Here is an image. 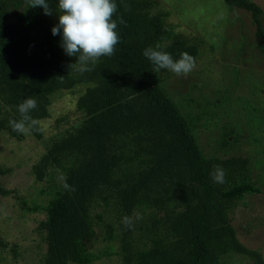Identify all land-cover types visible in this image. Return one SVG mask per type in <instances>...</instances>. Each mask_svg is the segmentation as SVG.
Wrapping results in <instances>:
<instances>
[{
  "label": "trees",
  "instance_id": "obj_1",
  "mask_svg": "<svg viewBox=\"0 0 264 264\" xmlns=\"http://www.w3.org/2000/svg\"><path fill=\"white\" fill-rule=\"evenodd\" d=\"M47 2L52 15L30 8L27 0H0V135H23L11 129L9 120L20 119L18 105L29 97L37 100L30 115L39 121V130L30 133L39 140L44 136L42 121L53 117L51 106L60 93L77 96L76 110L82 116L52 138L31 166L33 184L41 189L31 193L30 201L22 198V203L26 211L46 217L34 230L45 245L38 247V264L100 260L102 255L87 244L98 228L104 230L105 240L120 248L114 252L111 244L104 254L119 255L121 264H264L263 254L243 243L233 223L245 196L264 194L252 175V160L208 157L197 138L200 125L214 127L223 131L222 146L229 145L236 130L219 126L218 121L227 120L229 109L239 106L230 102L227 111L218 114L209 109L204 96L179 101L172 90L179 83L169 80L172 72L154 71L143 51L159 45L157 50L174 60L187 52L196 67L207 56L220 57L225 73L236 82L240 68L224 60L217 44L209 46L199 35L180 33V24L168 21L173 8H161L159 0H114L120 41L112 56L101 57L92 71L81 73L70 68L76 57L67 56L61 37L51 33L58 23V0ZM223 2L228 12L218 11L222 17L217 24H234L229 15L246 10L264 41L259 3ZM174 5V12L178 9L183 16L181 4ZM121 17L125 23H120ZM205 72L202 81L212 80L211 69ZM67 122L62 116L56 124ZM215 165L225 170L223 184L210 176ZM11 172L0 166L3 197L19 194L1 182ZM65 182L75 190L66 189ZM134 211L141 219L125 228L122 217ZM25 250L8 241L0 229V264H24L23 260L28 264Z\"/></svg>",
  "mask_w": 264,
  "mask_h": 264
},
{
  "label": "rangeland",
  "instance_id": "obj_2",
  "mask_svg": "<svg viewBox=\"0 0 264 264\" xmlns=\"http://www.w3.org/2000/svg\"><path fill=\"white\" fill-rule=\"evenodd\" d=\"M159 1L161 8L166 10L173 8V14L168 21L179 23L180 33L191 37L199 35L209 46L217 44L218 53L223 57L225 55L224 60L238 63L240 68L238 82L232 80L233 75L225 73L221 58L212 56L200 60L194 72L186 76H176L171 73L169 80L173 85L175 82L179 83L175 85L179 93L175 87L172 89L179 101L180 98L184 99V96H187L186 101L191 98L200 99L201 95L208 98L209 109L212 112L215 110L218 114L225 113L230 102L239 106L236 109H229L226 113L227 120L218 121L219 126L234 127L236 130L234 134L236 136L230 139L229 145L222 146L223 131L214 127L212 129L200 125L197 129V138L208 157L216 155L250 158L254 180L260 181L264 190V121L262 120L264 118V49L262 48L264 42L257 36L252 14L237 9L235 13L229 15L230 18L235 19V23L223 26L217 24L218 19L222 17L218 11L225 7L223 0ZM254 1L259 3L264 11V0ZM179 3L183 16H179L181 11L178 9L174 12V4ZM261 21L264 27V13ZM232 25L234 26L230 27ZM208 68L211 69V75L208 77L213 79L205 82L202 80ZM249 103L254 109H249ZM76 105L75 94L62 92L55 96L51 106L53 117L42 121L44 136L41 140L32 133L23 134L20 138L0 135V166L13 169V172L2 178L1 182L6 189L19 191V194L11 197H3L0 194V229L1 233L7 235L8 241L23 245L28 264H38L39 259L36 257L38 247H45L42 237L34 230L39 222L46 218L43 212L26 211L22 203V198L30 201L31 193L41 189V186L33 184L30 176L31 166L37 162L52 138L60 136L80 122L82 116L76 110ZM62 116H66L68 122L56 124L57 119ZM216 120L217 118H212V121ZM233 218V223L242 235L243 243L259 250L264 256V194L245 196L240 201ZM104 238V230L98 228L96 237L87 243L93 253L102 255L100 260L92 264H121L119 255L104 254L111 244L114 246V252L120 249L116 242L110 243ZM23 263L27 264L25 260Z\"/></svg>",
  "mask_w": 264,
  "mask_h": 264
},
{
  "label": "clouds",
  "instance_id": "obj_3",
  "mask_svg": "<svg viewBox=\"0 0 264 264\" xmlns=\"http://www.w3.org/2000/svg\"><path fill=\"white\" fill-rule=\"evenodd\" d=\"M27 4L30 8H43L45 15H52L54 11L47 0H27ZM220 10L228 12L227 6ZM55 11L58 14V23L52 27L51 33L53 36L61 37L60 47L67 56L76 57V62L71 64L70 68H77L81 73L89 72L101 57H110L114 54L115 47L120 41L116 31L117 21L113 19L117 11L114 0H58ZM120 23H125L122 17ZM158 48L159 45L143 51V55L153 64L154 71L167 69L176 76H186L195 69V58L189 53L183 52L179 59L174 60L171 54L157 50ZM232 63L239 66L238 63ZM37 107V100L31 97L20 103L18 105L20 119L9 120L11 129L20 134L38 131L39 121L30 115ZM210 176L215 183H225V170L220 165L213 166ZM61 179L66 180L65 177ZM64 187L71 191L75 190L66 182ZM139 219L140 214L134 211L131 216H123L121 223L125 228H131Z\"/></svg>",
  "mask_w": 264,
  "mask_h": 264
}]
</instances>
